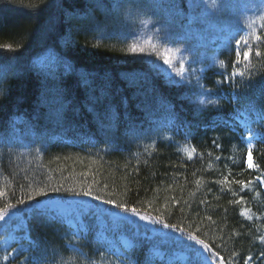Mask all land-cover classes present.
<instances>
[{
  "label": "trees",
  "instance_id": "trees-1",
  "mask_svg": "<svg viewBox=\"0 0 264 264\" xmlns=\"http://www.w3.org/2000/svg\"><path fill=\"white\" fill-rule=\"evenodd\" d=\"M174 2L133 0L124 11L109 14L94 0H0V137L8 141L0 144V191L5 193L0 207L44 187L48 198L93 210L95 201L77 202L64 194L90 185L142 213L198 229L226 261L244 264L251 256L249 264H259L254 258L264 249L258 242L264 184L256 178H264V124L250 125L258 136L252 141L257 167L249 169L248 145L241 140L247 130L224 121L250 101L264 106V56H256L257 49L264 53V24L253 39L250 31L239 37L252 49L250 60L241 58L236 71L244 75L219 88L220 107L198 108L184 87L152 72L130 52L143 23L154 25L169 46L192 49L199 19H190L184 0L179 12L171 7ZM201 51L205 47L196 50ZM46 52L54 55L52 63L36 59ZM235 53L236 44L219 50L211 89H218V73L233 71ZM113 115L119 116V126L109 131ZM59 186L61 194L51 191ZM10 211L22 219L24 246L32 242L27 255L43 257L42 264H159L153 247L186 254L181 264H190L189 248H200L180 233L130 215L144 228L135 233V225L124 221L131 244L115 256L97 236L94 217L99 215L93 211L86 213L83 232L80 224L76 232L63 219L33 216L25 205ZM69 242L81 253L72 252Z\"/></svg>",
  "mask_w": 264,
  "mask_h": 264
},
{
  "label": "rangeland",
  "instance_id": "rangeland-1",
  "mask_svg": "<svg viewBox=\"0 0 264 264\" xmlns=\"http://www.w3.org/2000/svg\"><path fill=\"white\" fill-rule=\"evenodd\" d=\"M184 1L186 5L192 3V0ZM225 4L228 7V12L224 11L223 7L217 13L219 22L213 19H205L202 13H194L188 7L190 19L198 18L200 23L194 33L196 41L192 42L195 55H191L190 51L171 47L165 40H160L157 29L150 23L141 24L130 45V52L133 57L141 59L147 68L168 82L184 87L186 98L198 108H202V106L198 102L200 98L195 93L199 91L201 84L210 88V74L215 71L213 66L218 63L217 54L219 50L228 48L232 44L235 45V39H240V36L249 31L252 33L250 37L253 39L255 31L264 24V0H225ZM200 46L205 47V51L197 53L196 50ZM133 48L136 49L135 52L131 51ZM166 56L170 59L171 68L163 64V58ZM193 59L201 62L190 63V60ZM193 70L195 71L193 72ZM47 215L63 219L71 227H75L78 222L83 221L82 214L77 207L63 202H60L55 209L47 211ZM124 215L123 213L108 212L95 217L98 238L114 247V250L119 254L122 252L121 247L128 244L124 234L126 231L123 222L131 221L135 225L133 228L135 233L144 228L143 223L139 224L130 215L121 220L120 217ZM261 219L264 220V218ZM21 228V222L18 218H10L6 224L3 223L0 226V261L3 263L20 264V260L23 259L20 255L9 257L8 261L2 259L7 252L19 248L21 244L24 245ZM261 237H264V230L258 239L264 248ZM153 256L160 262L159 264H180V262L187 260L186 254L167 252L159 248L153 250ZM254 260H257L259 264H264V260L260 259V254Z\"/></svg>",
  "mask_w": 264,
  "mask_h": 264
},
{
  "label": "snow or ice",
  "instance_id": "snow-or-ice-1",
  "mask_svg": "<svg viewBox=\"0 0 264 264\" xmlns=\"http://www.w3.org/2000/svg\"><path fill=\"white\" fill-rule=\"evenodd\" d=\"M98 7H104L109 14L112 13H120L125 10V6L129 3H133V0H112L110 4L106 3V0H94ZM183 0L180 2H175L171 5V7L177 12L181 8H183ZM225 6V0H192V3H188V7L193 10V12H200L203 14L205 19H213L219 22L217 13L220 12L223 7ZM130 14V13H129ZM170 37V33H166V38ZM235 39V37H233ZM256 40H261L260 36H256ZM236 44V60L233 62V71L228 73L226 71L218 73L222 77V79L217 80L216 83L218 85L217 90H213L211 88H206L204 85H199V91L195 93L197 97L200 99L198 100L201 106H215L220 107L219 100L223 98V93L219 91V88L223 87L225 84H233L234 79L236 76H243L244 74L241 72L236 71L237 66L241 62V58L243 61L247 62L250 60L251 55V47L248 44L247 40L235 39ZM243 44V46H242ZM131 51L135 52L136 49L133 48ZM190 51L191 55H195V49L187 50ZM256 56L261 57L264 56V53H261L259 49L256 51ZM201 61L197 59L190 60V63H199ZM223 65V61L220 62ZM163 64L168 65L170 68L172 67L170 63V59L166 56L163 58ZM71 66L69 65V68ZM195 70H193L194 72ZM190 83V81H189ZM233 100L238 101L239 97L237 95H233ZM112 125L109 131H114L119 126V116L113 115L111 117ZM224 123L226 125H230L233 129L237 127H243L247 130V135L242 136L241 140L248 145V152L246 158V164L249 169L257 167L253 162L252 157V141L257 138L258 133L250 126L252 124L260 125L264 124V106L257 107L254 101H250L245 109H236L234 110L233 114L231 115L229 120H225ZM130 127L135 128V125L130 121ZM264 140V137H261ZM0 144H4L5 146L8 145V141L5 137H0ZM216 147L219 148L220 145L216 144ZM219 159V157H217ZM227 179V178H225ZM261 184H264V178L257 177L256 178ZM219 183V181H216ZM237 184H240L242 187H247V184L243 180L236 181ZM251 183V181L247 182ZM107 187V186H105ZM62 186L52 188L51 191L56 194H61ZM64 194L72 195L74 197L79 198L77 202L81 201H95L97 203V207L92 209H87V211H93L95 214H106L109 212V209H116L121 213L125 214L124 216L120 217L121 220L126 219L128 215L138 217L141 221H147L153 224H159L164 229H167L174 233H180L185 239L194 242L195 245L200 246L199 249L196 248H189V255L193 257L190 261V264H208L211 261V264H235L234 260L226 261L225 258L221 255L220 251L218 250V246L216 249L210 246L208 242L204 239L200 238L197 234L198 229L194 230H186L185 228L181 227L178 224H172L165 222V218L163 215H156L152 216L149 213H142L140 209L135 206H129L127 203L123 201H119L116 199L111 198V194H108L107 198L101 195L98 191H94L92 187L89 186H81L78 190L76 188H68L64 189ZM5 193L0 191V197H3ZM49 192L44 187H37L34 188L32 191L26 193V198L21 197L16 199V203L5 202L3 207H0V223L6 224L10 216H14L15 212L10 210L17 209L20 205H25L27 207V211L32 214L33 216L42 217L47 214V211L53 210L59 206L60 201L55 199L48 198ZM39 198H47V199H39ZM35 201V204L31 202ZM203 203V201H201ZM106 205L108 207L101 208L99 205ZM210 220L211 217H208ZM86 230V226L81 224L79 231L83 232ZM77 235V233H74ZM28 237H22V239H27ZM261 242H264V237H261ZM69 247L71 251L77 254L81 253L79 247L75 246L74 242H69ZM202 249V251H201ZM32 242L29 240V246L25 247L24 245H20L19 248L13 249L11 252H7L6 255L3 256L4 261H8L9 257H16L20 255L23 257L20 260V264H42L43 257L38 255H27L30 251H32ZM204 253H207L205 256ZM103 255V253H101ZM115 256H119L118 253H113ZM237 253L233 252L232 257H236ZM253 258L251 256L244 258V264H249ZM260 259L264 260V252L260 254Z\"/></svg>",
  "mask_w": 264,
  "mask_h": 264
}]
</instances>
